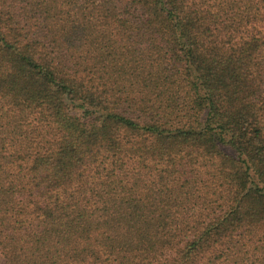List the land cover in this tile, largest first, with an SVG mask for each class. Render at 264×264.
Wrapping results in <instances>:
<instances>
[{
  "label": "trees",
  "instance_id": "1",
  "mask_svg": "<svg viewBox=\"0 0 264 264\" xmlns=\"http://www.w3.org/2000/svg\"><path fill=\"white\" fill-rule=\"evenodd\" d=\"M0 264H264V0H0Z\"/></svg>",
  "mask_w": 264,
  "mask_h": 264
}]
</instances>
